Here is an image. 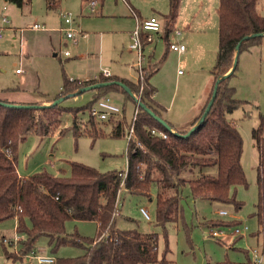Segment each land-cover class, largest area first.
<instances>
[{
	"label": "rangeland",
	"instance_id": "1",
	"mask_svg": "<svg viewBox=\"0 0 264 264\" xmlns=\"http://www.w3.org/2000/svg\"><path fill=\"white\" fill-rule=\"evenodd\" d=\"M217 4L218 0H180L174 29L182 32L179 39L186 46V51L179 56L169 52L153 80L168 101L174 92L173 106L167 114L169 117L173 115L184 121L186 118L179 116L178 108L194 103L193 99L201 90L199 86L211 80L210 71L215 63L218 45ZM256 4L258 13L263 16L264 0H257ZM67 13L70 14L71 23L64 25L75 30L74 42L71 39L66 41L63 33L57 32L60 17ZM168 13V0H103L94 14L89 13L83 0H58V5L51 9L47 7L46 0H24L21 7L0 0V100L15 105H40L44 100L50 101L60 94L64 78L84 81L108 72L110 76L118 75L128 81L133 77L136 79L139 70L132 68L131 63L132 60L138 61V53L127 49L132 43L128 32L134 30L139 21L150 17L163 24ZM33 23L46 31L29 29ZM19 28H23L21 57L16 30ZM193 41L206 48L205 58L197 55ZM261 44L238 54L237 73L229 81L235 87L236 99L244 101L242 107L227 114V119L236 126L242 139L240 164L247 186L231 189L235 200L241 203L240 208L215 201L193 200L189 187L185 185L181 187V217L175 223L161 227L155 221L154 186L150 189L149 197L125 189L118 193L115 228L142 234L155 233L157 259L161 263L220 264L230 261L233 264H246L245 250L258 248L264 252V229L258 226L255 216L258 152L251 136L252 130L264 118V42ZM163 48L161 43L156 44L152 61H158ZM65 52L67 55H64ZM151 53L149 46L144 49L146 58ZM190 67L192 70H189ZM201 67L203 74L189 75L193 70L200 72ZM16 70L20 72L16 73ZM104 97L120 110L124 119L121 136L112 137L109 125L99 123L100 127H96L99 135L89 133L91 130L86 123L90 119V108L95 104L92 103L89 109L83 107L91 103L93 90L67 97L61 103L65 109L53 132L46 136L30 133L18 143L15 161L18 174L32 176L46 172L68 177L71 163H80L99 173H125L128 142L125 131L131 124L136 104L119 91H110ZM74 110H77L75 116ZM75 117L79 131L77 135L72 131ZM169 126L179 128L177 124L170 123ZM194 172L198 175L197 169ZM201 172L215 177L216 167L203 168ZM193 176L187 172L184 174L185 179ZM140 209L147 212L150 220L143 217ZM219 211H226L227 215L222 217ZM208 220H236L240 221L241 228L246 226L247 229L244 236L219 241L210 237L209 228L204 224ZM64 229L67 235L90 240L96 236L97 226L91 221L68 220ZM16 236L19 240L24 239L16 232L15 219L0 222V264H36L29 258L30 253L14 261L6 258L4 249L14 253L18 251L20 242L15 248V245L2 241H13ZM47 241L45 237L39 238L34 243L32 253L49 254L54 258H74L84 253L83 248L72 245H62L52 252ZM82 244L86 246L87 243Z\"/></svg>",
	"mask_w": 264,
	"mask_h": 264
},
{
	"label": "trees",
	"instance_id": "2",
	"mask_svg": "<svg viewBox=\"0 0 264 264\" xmlns=\"http://www.w3.org/2000/svg\"><path fill=\"white\" fill-rule=\"evenodd\" d=\"M6 1L18 7L24 2V0ZM179 1L168 0L166 34L173 30ZM256 1L218 0L216 9L218 52L211 71L214 78L212 89L217 79L226 75L232 68L238 42L255 33L264 34V15L258 13ZM263 40L264 36L244 40L239 46L238 54L260 45ZM155 71L156 68L142 69L137 85L111 76L87 81L64 78L59 96L51 103L94 83L120 81L134 96L128 95L117 85H109L93 90L91 103L83 108L89 109L92 103L110 91H119L126 99L134 102L135 96L139 94L140 101L152 111L154 116L164 120V109L154 101L153 95L156 90L149 83V78ZM236 73L237 64L231 73L218 83L215 99L204 120L186 137L182 135L188 133L197 124L210 100L212 89L201 115L187 130H175L176 133L164 128L154 117L138 107L134 130L142 148L127 142L125 173L115 171L99 173L80 163H71V173L68 177H58L46 172L20 177L15 167L18 143L30 133L46 136L53 132L65 108L61 103L35 108L12 107L4 106L2 103L15 105L14 103L0 100V222L15 219L17 234L24 236L23 240L18 241L20 242L18 251L9 253L4 249L6 258L13 261L21 259L32 253L34 243L39 238L45 237L52 252L62 245L84 249V253L78 257L55 258V264L158 263L155 233L142 234L133 230L121 231L115 228L117 198L121 189L149 197L150 189L154 186L156 188L155 221L161 227L175 223L181 217V187L185 185L189 187L193 200L232 204L235 209H239L241 203L235 200L231 189L247 186L240 164L242 139L236 126L227 119V114L244 105V101L236 99L235 87L229 82ZM76 111H72L74 116ZM89 117L86 124L89 125L91 130L89 133L93 136L99 135L96 128L100 127L98 123L109 125V133L112 137L123 134L125 127L123 117L111 116L105 121H96L90 115ZM151 129L165 132L167 138L152 136ZM263 129L264 118L251 133L253 145L258 152L255 216L258 226L262 229H264ZM72 131L75 135L79 133L76 117ZM211 166L216 167L215 177L201 172L203 168ZM196 169L198 175L194 174ZM186 172L194 176L185 179ZM68 220L95 222L96 236L90 240H83L77 235H67L64 224ZM205 223L209 229L229 230L240 227V221L236 220H208ZM237 238L239 236L235 239ZM82 242H86V246H83ZM17 246L18 243L15 248ZM245 256L249 264V250H245ZM159 264L164 263L159 262ZM220 264L233 263L224 261Z\"/></svg>",
	"mask_w": 264,
	"mask_h": 264
},
{
	"label": "built area",
	"instance_id": "3",
	"mask_svg": "<svg viewBox=\"0 0 264 264\" xmlns=\"http://www.w3.org/2000/svg\"><path fill=\"white\" fill-rule=\"evenodd\" d=\"M84 2L87 4V9L89 11L90 14H94L96 11V8L98 6L99 0H84ZM62 20L64 22V24H70L71 23V18H70V14H63L62 16ZM162 28L161 23L155 18V17H150L144 20H141L140 22L137 23L136 28L134 29V31L131 34V44L129 45V49L130 50H135L138 51L140 58H142V49L144 47V44L149 43L152 41L151 36L149 35L150 33H158ZM29 29L31 30H41L43 29L42 26H40L39 24H32L29 26ZM63 31L65 32V36L68 39H71L73 42L75 41V30L68 27H65L63 29ZM20 34V42H21V34H22V30L19 31ZM146 34V35H145ZM172 34L175 37H179V35L181 34V32L177 29H173L172 30ZM168 48L169 50L177 53V54H181L185 51V45L181 44L178 41H171L168 44ZM65 55H67V53L65 52ZM141 59L139 62L135 63V67L138 68L139 72V78H141L142 75V68H141ZM20 70H16V73H19ZM103 76L108 78L110 77L108 72H104ZM138 78L137 81L134 83L135 85H137L138 83ZM135 98L137 100H140V95H136ZM95 107H91L90 108V116L94 119H98L99 121H105L108 118H110L111 116H118L121 117L120 114V110L112 105L109 101L108 98L105 97H101L98 100L95 101ZM136 104V108L134 111V115L133 118L131 120V124L129 127H127L126 131H125V136L127 137V141L130 143L135 144L136 146L142 148L141 144L139 143V141L136 139L135 136V130H134V122L136 119L135 113H136V109L139 107L137 103ZM150 134L152 136H156L159 137L161 139H166V133L157 129H151ZM141 214L143 215V217L146 220H150L147 212L144 209H140ZM220 216H226L227 212L226 211H219L218 212ZM246 226L241 227H235L229 230L226 229H209V235L210 237L222 241V239H231L237 236H242L245 233L246 230ZM19 241V237L16 236L14 238V240H3V243H10L13 245H17ZM260 249L258 248H250L249 249V264H264V252L263 250L259 251ZM31 255L29 256V258L31 260H34L36 262V264H55V258L53 256H49V255H39V254H34V253H30Z\"/></svg>",
	"mask_w": 264,
	"mask_h": 264
},
{
	"label": "crops",
	"instance_id": "4",
	"mask_svg": "<svg viewBox=\"0 0 264 264\" xmlns=\"http://www.w3.org/2000/svg\"><path fill=\"white\" fill-rule=\"evenodd\" d=\"M6 1V0H5ZM84 1V0H83ZM7 2V1H6ZM46 2H47V7L48 8H55L57 5H58V0H46ZM100 2V1H99ZM85 3V2H84ZM99 4V3H98ZM179 4H180V1H179V3H178V6H179ZM217 6H218V4H217ZM98 7V6H97ZM217 9V8H216ZM96 10H97V8H96ZM96 12V11H95ZM177 12H178V9H177ZM216 12V11H215ZM176 17H177V15H176ZM216 17H217V14H216ZM176 20V19H175ZM140 22V21H139ZM166 23H167V17H165V19H164V23L163 24H161L162 25V28H161V30L158 32V33H150L149 35L151 36V38H152V41L151 42H149V43H146V44H144V47H143V49H142V52H141V54H142V58H140V55H139V53H138V51H137V53H138V61L137 60H132V63H131V67L132 68H137V67H135L134 65H135V63H137V62H139L140 61V59H141V68L142 69H145V68H152V69H154V68H156V71L150 76V78H149V83L155 88V94L153 95V99H154V101L157 103V104H159L163 109H164V111H163V117H164V120L167 122V124L168 125H170V123L171 124H177L178 126H179V128H174V129H172V130H187L189 127H190V125H191V123L197 118V117H199L200 115H201V113H202V111H203V109H204V107H205V105H206V102L208 101V99H209V96H210V93H211V89H212V85H213V80H214V78H213V76H212V74H211V71H212V69H211V71H210V75H211V80L209 79V81H208V83L207 84H205V83H202L200 86H199V88H201V90H199V92H198V94H197V96L195 97V99H193V101H194V103H192V102H190V103H187V104H183V105H181L179 108H178V110H179V116H183L184 118H186L184 121H180L179 120V118H175V117H173V115L171 116V117H169V116H167V114L169 113V110L172 108V106H173V98H174V92H173V96H172V98H171V100L170 101H168V98H167V96H165L164 94H162L161 92H160V86L156 83V82H153V80L155 79V77L159 74V71H160V69H161V67H162V65H163V63H164V61H165V59H166V57H167V54L170 52V53H174L176 56H179L180 54H177V53H175V52H173V51H171V50H169V48H168V44H169V42H171V41H178V42H180L181 44H183L182 43V41H181V39H179L180 38V36L182 35V32H181V34L179 35V37H175V36H173V34H172V31L170 32V33H168V34H166ZM33 24H36V23H33ZM174 24H175V21H174V23H173V29H174ZM32 25V24H31ZM66 27V25H64V22H63V20H62V17H60V22H59V27L57 28V32H59V33H63V35L65 36V32L63 31V29ZM43 28V27H42ZM136 28V27H135ZM189 28H190V26H189ZM187 29H188V27H187ZM16 30H18V35H19V37H20V34H19V31L20 30H22L23 31V28H19V29H16ZM42 31H44L45 30V28H43V29H41ZM46 31V30H45ZM134 30H132V31H129L128 32V36H129V38H130V41H131V34H132V32H133ZM146 35V34H145ZM217 35H218V20H217ZM154 37H156V39L154 38ZM65 39H66V41H70V39L68 40V38L65 36ZM19 41H20V38H19ZM264 42V40L262 41V43ZM158 43H161L162 45H163V52H162V54H161V56H160V58L158 59V61H152L151 60V58L153 57V55H154V49H155V47H156V44H158ZM193 44H194V48H195V50H197L198 51V54L197 55H199V56H203L204 58H205V50H206V48L204 47V46H202V45H200V44H198V43H196V42H194L193 41ZM130 45V44H129ZM129 45H128V47H127V49H128V51H135V50H130L129 49ZM184 45V44H183ZM262 45V44H261ZM149 46V48H151V51H152V53L151 54H149L148 56H147V58L144 56V49L145 48H147ZM250 50H251V48H250ZM249 50V51H250ZM185 51H186V46H185ZM184 51V52H185ZM217 52H218V45H217V51H216V55H215V62H216V56H217ZM20 53H22V41L20 42V51H19V55H20V57L22 56ZM182 54V53H181ZM64 55H65V53H64ZM53 56H55V54L53 55ZM143 60H146V62H144ZM214 65H215V63H214ZM214 65H213V67H214ZM202 68V67H201ZM189 70H192V67H190V69ZM139 72V71H138ZM203 74L204 72H203V68L201 69V71L200 72H197V71H195V70H193L191 73H189V75L190 74H193V75H196V74ZM178 74H180V71H178ZM103 76V74H100L98 77H93V78H88V79H86V80H84V81H87V80H99L101 77ZM197 76V75H196ZM111 77H117V78H120V77H118V75H112ZM137 78L139 79V74L137 75ZM137 78L135 79L134 77L131 79V81H129V82H131L132 84H134L136 81H137ZM121 79V78H120ZM123 79V78H122ZM99 83V82H98ZM57 96H59V95H57ZM57 96H55V97H53V99L54 98H56ZM53 99H51L50 101H49V99L48 100H44L43 102H41V104H44V105H50L51 104V101L53 100ZM118 117V116H117ZM184 124V125H183ZM187 124V125H186ZM172 126H174V125H172ZM182 126H184V127H182ZM18 173V172H17ZM19 175V174H18ZM20 177H22V178H25V177H27V175L26 176H22V175H19ZM92 222V221H91ZM94 224H95V222H93ZM15 224H16V220H15ZM96 225V224H95ZM242 236H244V235H242ZM240 237V236H239ZM234 238H236V237H234ZM228 240H230V239H228ZM235 240V239H234ZM233 240V241H234ZM49 255V254H48ZM247 264V263H246Z\"/></svg>",
	"mask_w": 264,
	"mask_h": 264
},
{
	"label": "water",
	"instance_id": "5",
	"mask_svg": "<svg viewBox=\"0 0 264 264\" xmlns=\"http://www.w3.org/2000/svg\"><path fill=\"white\" fill-rule=\"evenodd\" d=\"M258 36H264V34L255 33V34H252L250 36H246V37L242 38L238 42V44L235 47L236 54L234 56V62H233L232 68L229 70V72L226 75H224V76L220 77L219 79H217V81L215 82V84L213 86L212 93H211V96H210V100H209L207 106L205 107L202 116L198 120L197 124L194 127H192L191 130L188 133H186L185 135H182L183 137L188 136L199 125V123H201L204 120V118L208 114V112H209V110H210V108L212 106V103H213V101L215 99V96H216V90H217L218 83L222 79L226 78L231 73V71L234 69V67L237 64V55H238V51H239L240 44L244 40H247L248 38H253V37H258ZM109 85H117V86L121 87L128 95L134 96L131 93V91L129 90V88L124 83H122L120 81H105V82H99V83H94V84L85 86V87L81 88L80 90H78L76 93L70 94L67 97H70V96H73V95H76L78 93H82V92H85V91H89V90H95V89H98V88H101V87H105V86H109ZM67 97H64V98L63 97H60V98L54 100L50 105L55 106V105H57L59 103H62V101L65 98H67ZM135 103H137L138 106L140 108H142L144 111H146L150 116L154 117V119L157 120L164 128H166L167 130H169V131H171L173 133H176L174 130H172L170 128V126L164 120L159 119L158 117L154 116V114L152 113V111H150L140 100H137L135 98ZM2 105H4V106H12V107H24V108H29V107H34L35 108V107H44V106H46V105H40V106H35V105H9V104H4V103H2Z\"/></svg>",
	"mask_w": 264,
	"mask_h": 264
}]
</instances>
